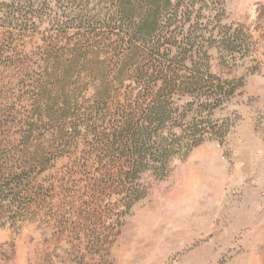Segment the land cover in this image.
I'll list each match as a JSON object with an SVG mask.
<instances>
[{
	"label": "rangeland",
	"instance_id": "obj_1",
	"mask_svg": "<svg viewBox=\"0 0 264 264\" xmlns=\"http://www.w3.org/2000/svg\"><path fill=\"white\" fill-rule=\"evenodd\" d=\"M170 1L144 41L119 0H0V264H264V0Z\"/></svg>",
	"mask_w": 264,
	"mask_h": 264
},
{
	"label": "trees",
	"instance_id": "obj_2",
	"mask_svg": "<svg viewBox=\"0 0 264 264\" xmlns=\"http://www.w3.org/2000/svg\"><path fill=\"white\" fill-rule=\"evenodd\" d=\"M122 5L118 6L117 16L119 18V22L122 23V25H128L132 27V33H130L131 38H141L144 41L152 36L157 31L158 25L160 23L161 15L159 7L168 8L172 6L170 0H119ZM135 3V4H134ZM133 4V5H132ZM136 6H139L140 8H147V15L140 16L139 15V21H134V15L131 14L129 8H135ZM178 3L175 5V8H178ZM230 37L227 38L229 40ZM231 40V39H230ZM229 40V41H230ZM150 55H156L159 56V53L157 50L150 49ZM163 60H167V57H162ZM168 70H159V68H154V72L152 76H149L150 78H156L157 76H163L164 81V88L160 90V92L165 90H172L173 88L177 87V83L179 82L178 75L174 73L172 68H167ZM165 71V72H164ZM208 72L207 67L205 68V73ZM147 72L143 69H137L136 75L134 76V79H139L140 81H143L144 77L147 76ZM199 73L197 72V75ZM180 86L178 85L177 88L181 90H186L189 88H194L196 85L200 83V79H197V81H180ZM220 92L223 91V88L219 87L218 89ZM158 92V94H160ZM141 110V108L139 109ZM143 110V109H142ZM149 112L143 116L145 118H154L157 119L158 122L163 123L166 116V109L161 106H155L152 109L148 110ZM145 122H148L147 120ZM145 122L141 125L140 123H134L132 119H129L127 123H123V131L125 132V135L122 136V141H124V138L126 140V143L124 142L121 144L122 150L126 152L129 156V161H127L126 164H129V169L132 170V172H142L145 170V168L148 166L147 163L152 160V158L157 159L158 163L161 166H165L168 163L169 159V151L167 148L162 144L158 143L156 144V147L152 148L151 150L147 149L149 146V139H151V136L147 134L148 129L144 126ZM193 132V131H192ZM194 132L198 133L197 127L194 128ZM193 132V138H195V133ZM194 140V139H193ZM196 143V141H194ZM189 150H187V153ZM123 165L124 166H126ZM123 173H121L122 175ZM125 175V174H123ZM123 177V176H121Z\"/></svg>",
	"mask_w": 264,
	"mask_h": 264
}]
</instances>
